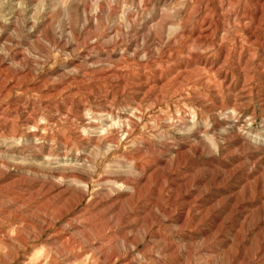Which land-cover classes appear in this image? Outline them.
<instances>
[{
  "label": "rangeland",
  "instance_id": "374dc122",
  "mask_svg": "<svg viewBox=\"0 0 264 264\" xmlns=\"http://www.w3.org/2000/svg\"><path fill=\"white\" fill-rule=\"evenodd\" d=\"M231 1L0 0V264H264L260 53L247 68L249 106L234 115L216 77L169 74L173 61L218 44L231 48L232 69L239 43L246 49L234 13L255 6ZM204 7L212 12L200 22ZM207 25L213 34L199 37ZM241 78L235 71L234 93ZM74 80L94 88L82 101L61 90ZM102 106L111 116L101 121ZM28 115L47 120L25 142ZM151 152L144 172L125 170ZM125 176L143 180L103 211L119 197L96 184Z\"/></svg>",
  "mask_w": 264,
  "mask_h": 264
},
{
  "label": "bare ground",
  "instance_id": "6f19581e",
  "mask_svg": "<svg viewBox=\"0 0 264 264\" xmlns=\"http://www.w3.org/2000/svg\"><path fill=\"white\" fill-rule=\"evenodd\" d=\"M198 1V0H197ZM224 1V0H223ZM250 1V0H249ZM236 3L238 1H231V0H226V3L229 4V7L231 6L232 3ZM252 5L254 4L255 8L252 9V7H248L246 9H241V10H236V12L234 13L235 17H237V23L235 24V21L232 22V24L234 23L236 25V27L238 29H241V31H243L244 33V37H243V42L246 45V49H244V44H240L237 46L238 49H236V51L234 52V61L231 63L233 65L232 69L229 71L228 69L224 68V64L227 62L228 60V56L231 53V48L228 45H217L218 49L214 54H207V52H200V51H191L188 52L187 55H185V58L182 57L180 61L176 62L173 61L171 64V67L169 68V74L171 75L174 74V78L178 77H183L182 80H188V76H191V72L195 71L197 73L196 76L199 77L200 74H204L205 76L207 75H212L214 77L217 78V80H219L218 84L215 85L216 90L221 89L220 87H223L224 91H227L230 93L233 92V96L235 97V101L234 103L230 106L232 109L231 111H229L232 115L235 114V112L237 111V109H240L244 111V109H246V107L249 106L248 101L250 100V92L248 90V93L246 90H244V87L246 88V81L249 83V81L252 79L251 76L248 77V71L247 68H250V64L251 61L256 57V52L255 51H259L260 56L258 58H255V65L260 67V73H263V84H261V88H260V95L264 96V0H262V2L260 3V0H251ZM231 3V4H230ZM250 4V3H249ZM215 5V4H214ZM234 5V4H233ZM251 5V6H252ZM203 6V4H202ZM219 8V13L218 15L222 16L225 15L224 12H226L224 10V14H222V8L223 6H218ZM228 7V9H229ZM245 7V5H244ZM226 8V7H225ZM224 9V8H223ZM232 9V8H230ZM218 10V9H216ZM212 12V10H206L205 7L203 9L202 15L200 17V22H204L206 21V19H208L207 14H210ZM218 12V11H217ZM228 12V11H227ZM217 14V13H215ZM196 16V15H195ZM197 18V17H196ZM215 18V17H214ZM234 18V16H233ZM217 19V18H216ZM236 19V18H234ZM233 19V20H234ZM219 20V19H218ZM217 21V20H216ZM215 22V21H214ZM219 22V21H218ZM222 22V21H221ZM197 24V23H196ZM204 25V24H203ZM201 26V25H199ZM200 28V27H199ZM222 28V26H221ZM186 30V28H185ZM205 32L199 34V37L203 35V37H207L211 34H213V30H211L210 32H208L210 29L208 28V25L205 27ZM196 31V30H195ZM201 31V30H200ZM219 31V30H218ZM186 32V31H185ZM203 32V31H202ZM225 32L227 33V30L224 29L223 33H221L219 42L222 43L224 37H225ZM209 33V34H208ZM185 34V33H184ZM217 33H215L216 35ZM195 35V34H194ZM234 36L238 37L240 39L241 35L239 33L238 30H235L234 32ZM198 37V38H199ZM235 37V38H236ZM196 40V39H195ZM213 41V40H212ZM196 42V41H194ZM214 43V42H213ZM195 44V43H194ZM205 44V43H204ZM198 45V44H197ZM210 47V46H209ZM236 47V48H237ZM177 48V47H176ZM185 48V47H184ZM203 48V47H202ZM257 49V50H256ZM190 50V49H189ZM169 60V59H168ZM171 63V62H170ZM192 68V69H191ZM99 70H102V68H99ZM105 71V70H104ZM108 71V69L106 70ZM123 71V70H122ZM160 71V70H159ZM237 72L238 74H241L242 78H241V87L237 90V93H234L236 91V85L238 84L237 79L234 80V72ZM111 74H115L116 72H118L117 70L113 69L110 70ZM128 72V71H127ZM103 73V72H102ZM120 73V72H119ZM101 74V73H100ZM104 74V73H103ZM121 74V73H120ZM4 75V74H3ZM97 75V74H96ZM102 75V74H101ZM122 75V74H121ZM183 75V76H182ZM127 75L124 74V77H126ZM112 77V76H111ZM3 78V77H2ZM76 78V77H75ZM140 78V77H139ZM191 78V77H190ZM138 79V78H137ZM146 79V78H145ZM205 79V78H204ZM229 79H231L230 81H228ZM123 80V79H122ZM126 80V79H125ZM127 80H129L127 78ZM132 80V79H131ZM140 80V79H139ZM154 80V79H153ZM173 80V79H172ZM181 80V79H180ZM82 81H72L69 85H66L65 88H62L61 90H65L66 88L72 89L73 90L70 91V93H68L67 95L69 97H78L79 101H82V96H88L91 94V92L93 91L94 88H90L87 86H84V84L82 85ZM162 78L159 75L156 77V79L154 80V83H159L161 84L160 87L162 86ZM175 81V80H174ZM134 82V81H133ZM136 82V80H135ZM207 81H205L206 83ZM138 83V82H137ZM192 83V82H191ZM204 83V82H203ZM142 84V83H141ZM140 84V85H141ZM184 84V83H182ZM8 85V84H7ZM158 85V84H156ZM179 85V84H178ZM176 85V86H178ZM194 85V84H193ZM5 84L4 81L0 80V91L4 88ZM9 86V85H8ZM56 87V86H55ZM145 87V86H144ZM174 87V86H173ZM180 87V86H179ZM178 87V88H179ZM211 88L213 86H210ZM37 88V87H36ZM134 88V87H133ZM56 89V88H55ZM161 89V88H159ZM157 89V90H159ZM247 89V88H246ZM215 90V89H214ZM154 94V93H153ZM173 94V93H172ZM249 94V95H248ZM155 95V94H154ZM188 95V94H187ZM2 96V95H1ZM232 97V96H231ZM19 98V97H18ZM75 98V99H76ZM245 98H249L247 101H244ZM16 99V98H15ZM220 101V100H219ZM75 102V101H74ZM45 103V102H44ZM217 103V102H216ZM20 104V103H19ZM72 104V102H71ZM83 104V103H82ZM18 105V104H17ZM105 105V104H104ZM32 106V105H31ZM222 106V105H221ZM262 106V105H261ZM264 106V104H263ZM11 107V106H10ZM77 107V106H76ZM16 108V107H15ZM29 108V107H28ZM27 108V109H28ZM81 108H83L85 110L84 106H81ZM222 108V107H221ZM1 109V108H0ZM18 109V108H17ZM33 109V108H32ZM249 109V108H248ZM16 110V109H15ZM219 110V109H218ZM226 110V109H225ZM11 111V110H10ZM31 111V110H30ZM33 111V110H32ZM47 111V110H46ZM4 112V111H3ZM13 112V111H11ZM58 112V111H57ZM95 112L97 113V115L101 118V121L104 118L110 117L111 116V110L106 108V106H102L101 109H97L95 110ZM117 112V111H116ZM239 112V111H238ZM56 113V112H55ZM80 113V112H79ZM123 113V112H122ZM29 114V113H28ZM41 114V113H40ZM35 115H28L26 117H24L21 121H20V126L22 127H27L29 126L30 128V133L24 134L22 132V135L20 137V140L23 139L25 142L27 141H31L32 136L36 135V130L39 127L45 126L47 118H44V121H36L34 118ZM118 116V115H117ZM236 116V115H235ZM18 117V116H16ZM11 118V117H9ZM51 118V117H50ZM66 118V117H65ZM116 121V120H115ZM124 121V120H123ZM93 122V121H92ZM99 122V121H97ZM188 123V122H187ZM191 123V122H189ZM195 123V122H194ZM216 123V122H215ZM101 124V123H100ZM107 125V124H106ZM217 125V124H216ZM92 128L96 126V124L93 122V124L91 125ZM105 125H103L104 127ZM126 127V126H125ZM89 128V127H88ZM104 129V128H103ZM41 130V129H40ZM92 130V129H91ZM90 130V131H91ZM105 130V129H104ZM118 130V129H117ZM101 131V130H100ZM235 132V131H234ZM253 132V131H252ZM96 133V132H95ZM123 133V132H122ZM227 133V132H226ZM110 134V133H109ZM117 134V133H116ZM258 134V133H257ZM101 135V134H100ZM231 135V134H229ZM244 136V135H243ZM105 137V136H104ZM108 137V136H107ZM15 138V137H14ZM36 138V137H35ZM82 140V139H81ZM93 140V139H92ZM112 139H106V142H111ZM243 141V140H242ZM14 143V142H13ZM91 144V143H89ZM97 145V143H95ZM263 144V143H262ZM264 145V144H263ZM103 146V145H102ZM105 146V145H104ZM258 147V146H256ZM98 148V147H97ZM106 148V147H105ZM159 152L162 151V149H158ZM166 152H168V149L165 150ZM2 152V151H1ZM172 152V151H171ZM175 152V151H173ZM66 154V153H65ZM76 155V154H75ZM156 155V154H155ZM154 153L151 152V154H149V157L147 159V161L145 163L140 162V164L138 163H129L127 165V168H125V170H132V171H139V172H144V166L147 164H149L151 161H155L157 159V157H155ZM65 156V155H64ZM67 156V155H66ZM82 156V155H81ZM63 157V156H62ZM69 157V156H68ZM48 159V158H47ZM83 159V158H82ZM128 159V158H127ZM52 160V159H51ZM65 160V159H64ZM71 160V159H70ZM69 160V161H70ZM74 160H80V158L77 157V155L75 156ZM126 160V159H124ZM130 161V160H129ZM63 162V161H61ZM68 162V161H67ZM74 162V161H71ZM124 163V162H123ZM65 164V163H64ZM127 164V163H126ZM157 164V163H156ZM124 165V164H123ZM116 166V165H115ZM156 166V165H155ZM159 166V165H158ZM154 167V166H153ZM147 168V167H146ZM159 168V167H158ZM161 168V167H160ZM164 170V169H163ZM134 171V172H135ZM151 171V170H149ZM158 171V170H155ZM152 173H154V171H151ZM162 172V171H161ZM151 173V174H152ZM163 173V172H162ZM77 174V173H76ZM164 174V173H163ZM73 175V174H72ZM82 175V174H81ZM80 176V175H79ZM145 176V175H144ZM10 177V176H9ZM13 177V176H12ZM81 177V176H80ZM107 177V176H106ZM105 177V178H106ZM15 178V177H13ZM8 179V178H7ZM79 179V177H78ZM102 179V178H101ZM148 179V178H147ZM143 179L138 180V183L136 184H131L129 183V178L127 176H125L124 178H119V179H102L101 181H99L96 185H100L98 186V192L100 190H107V189H111L112 187H116V196L119 197L116 200H112L113 202H111V204H109L107 207H104V209H102L103 211L111 209L113 206H118L119 203H122L123 200H125L128 196H131L132 194H134L137 191V187L140 185L139 182L142 181ZM146 179L144 178V181ZM77 181V180H76ZM174 181V180H173ZM172 181V179L169 181V186H176V183H174ZM2 182V181H1ZM79 182V181H78ZM87 186V185H86ZM62 187V186H61ZM28 188V187H27ZM34 188V187H33ZM16 189V188H15ZM29 189V188H28ZM35 189V188H34ZM30 190V189H29ZM56 191V190H55ZM63 192H59L58 195H60ZM154 194V193H153ZM114 195V194H113ZM44 196V195H43ZM120 197H122V199H120ZM189 197L186 195L185 196V203L187 204V207H189L188 203H189ZM25 199V198H24ZM53 200V199H52ZM94 200V199H93ZM173 201V200H172ZM95 202V201H94ZM101 202V201H100ZM119 202V203H117ZM143 202H147L146 199H143ZM59 205V204H58ZM74 205V204H73ZM98 205V204H97ZM205 206V205H204ZM101 207V206H100ZM138 207V206H137ZM103 208V207H102ZM143 208V207H142ZM141 208V209H142ZM56 209V208H55ZM160 209V208H159ZM58 210V208H57ZM61 210V209H60ZM59 211V210H58ZM57 211V212H58ZM77 211V210H76ZM112 211V210H111ZM115 211V210H114ZM189 211V210H188ZM187 211V213H188ZM143 212V211H142ZM108 213V212H107ZM77 214V213H76ZM110 215V213H109ZM135 216V215H134ZM183 217V215L180 216V218ZM214 217V216H213ZM76 218V217H75ZM132 218V217H131ZM73 219V218H72ZM182 219V218H181ZM21 220V219H20ZM178 220V219H177ZM217 220V219H216ZM28 221V220H27ZM75 221V220H74ZM41 222V221H40ZM43 222V221H42ZM31 223V222H30ZM85 224V223H84ZM90 226V225H89ZM92 227V226H91ZM98 227V226H97ZM128 228V227H127ZM98 229V228H97ZM199 230V229H198ZM205 230V229H204ZM188 232V231H187ZM190 233V232H189ZM157 234V232H156ZM55 236V235H54ZM68 236V235H67ZM57 237V236H56ZM156 237V236H155ZM63 238V237H62ZM64 240V239H63ZM72 241V240H71ZM87 241V240H86ZM70 242V241H69ZM62 243V242H61ZM77 243V242H76ZM63 244V243H62ZM66 244V243H65ZM73 244V243H71ZM100 248V247H99ZM90 251V250H89ZM105 254V253H104ZM124 261V260H123ZM129 261V260H128ZM127 264V263H126Z\"/></svg>",
  "mask_w": 264,
  "mask_h": 264
}]
</instances>
